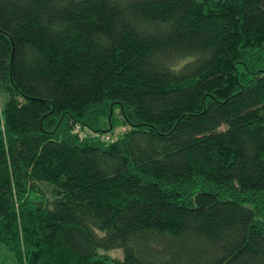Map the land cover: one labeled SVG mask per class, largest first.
<instances>
[{
    "label": "trees",
    "instance_id": "16d2710c",
    "mask_svg": "<svg viewBox=\"0 0 264 264\" xmlns=\"http://www.w3.org/2000/svg\"><path fill=\"white\" fill-rule=\"evenodd\" d=\"M0 97V264H264V0H0Z\"/></svg>",
    "mask_w": 264,
    "mask_h": 264
},
{
    "label": "rangeland",
    "instance_id": "374dc122",
    "mask_svg": "<svg viewBox=\"0 0 264 264\" xmlns=\"http://www.w3.org/2000/svg\"><path fill=\"white\" fill-rule=\"evenodd\" d=\"M0 104H2V99H1V97H0ZM118 119L120 118V116L119 115H117L116 116ZM120 126H122V125H120ZM122 127H120V129H121ZM119 130V129H118ZM112 257H118V258H122V253L120 252V251H114V252H110L109 253ZM5 255V259L4 260H6V263L5 264H16V261H15V259H14V256L13 255H11L10 253L8 254V253H6V254H4Z\"/></svg>",
    "mask_w": 264,
    "mask_h": 264
},
{
    "label": "built area",
    "instance_id": "2783aa9c",
    "mask_svg": "<svg viewBox=\"0 0 264 264\" xmlns=\"http://www.w3.org/2000/svg\"><path fill=\"white\" fill-rule=\"evenodd\" d=\"M77 131H79V127L77 128ZM82 135H83V136L91 135V133H86L85 131H83V132H82ZM105 138H106L107 140H109V139L111 138V136L108 135V136H106Z\"/></svg>",
    "mask_w": 264,
    "mask_h": 264
}]
</instances>
